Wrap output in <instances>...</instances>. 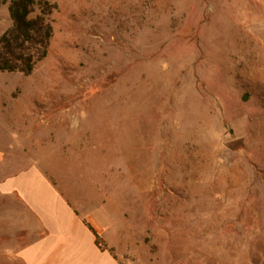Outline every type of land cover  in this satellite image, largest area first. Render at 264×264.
Here are the masks:
<instances>
[{"label": "rangeland", "instance_id": "rangeland-1", "mask_svg": "<svg viewBox=\"0 0 264 264\" xmlns=\"http://www.w3.org/2000/svg\"><path fill=\"white\" fill-rule=\"evenodd\" d=\"M49 1L46 56L0 71L10 170L105 193L120 264H264L262 1Z\"/></svg>", "mask_w": 264, "mask_h": 264}, {"label": "crops", "instance_id": "crops-1", "mask_svg": "<svg viewBox=\"0 0 264 264\" xmlns=\"http://www.w3.org/2000/svg\"><path fill=\"white\" fill-rule=\"evenodd\" d=\"M10 153L0 150V235L9 241L2 255L20 264H120L86 225L106 239V194L94 189L93 207L76 204L51 170L33 162L10 170Z\"/></svg>", "mask_w": 264, "mask_h": 264}, {"label": "trees", "instance_id": "trees-1", "mask_svg": "<svg viewBox=\"0 0 264 264\" xmlns=\"http://www.w3.org/2000/svg\"><path fill=\"white\" fill-rule=\"evenodd\" d=\"M6 4L11 26L0 34V71L28 75L46 56L53 34L50 15L55 5L49 0H0ZM96 244L103 249L94 229Z\"/></svg>", "mask_w": 264, "mask_h": 264}]
</instances>
